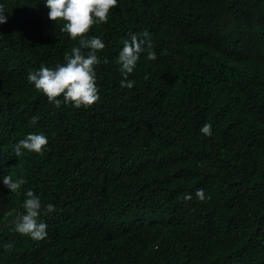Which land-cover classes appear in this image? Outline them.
<instances>
[{"label": "trees", "instance_id": "1", "mask_svg": "<svg viewBox=\"0 0 264 264\" xmlns=\"http://www.w3.org/2000/svg\"><path fill=\"white\" fill-rule=\"evenodd\" d=\"M0 4V264H264V0H118L84 37L105 48L100 99L79 108L27 79L79 38L46 0ZM145 30L156 59L141 53L121 87L123 41ZM29 133L49 143L17 157ZM29 189L47 224L39 241L14 231Z\"/></svg>", "mask_w": 264, "mask_h": 264}, {"label": "clouds", "instance_id": "2", "mask_svg": "<svg viewBox=\"0 0 264 264\" xmlns=\"http://www.w3.org/2000/svg\"><path fill=\"white\" fill-rule=\"evenodd\" d=\"M49 8L50 21H64L61 27L73 40L79 38V46L71 49V54L64 57L65 63L57 64L54 68L45 67L43 64L39 70L29 72L28 81L34 84L48 98L49 102L59 107L63 96L64 103H71L79 108L90 107L99 99V88L96 83L95 66L100 63L97 52L105 48V43L98 36L85 39L87 33L95 24L107 23L111 9L118 6V0H46ZM4 5L0 4V24L7 22L4 15ZM82 49H89L85 54ZM141 53H146L147 60H155L156 53L153 49L151 37L147 30L143 33H132L129 40L123 41V47L119 52L117 63L121 65V87L132 88L134 82L128 79V75L136 68ZM108 61L105 60L104 63ZM147 78V77H145ZM33 124L36 118L33 117ZM205 136L212 135V125L206 122L200 129ZM49 141L43 133H29L24 139L19 140L14 148V154L19 157L23 151L42 154ZM25 183L22 178L14 179L10 173L3 178V184L10 192L18 193L21 185ZM196 197L204 201L206 197L203 189H197ZM23 208L25 214L19 217L14 231L29 236L33 240H42L47 236V224L39 219L41 215V200L31 189L25 193ZM184 200H191L190 194L183 196ZM55 211L51 203L45 206L44 214ZM13 244L6 243L4 248L11 250Z\"/></svg>", "mask_w": 264, "mask_h": 264}]
</instances>
